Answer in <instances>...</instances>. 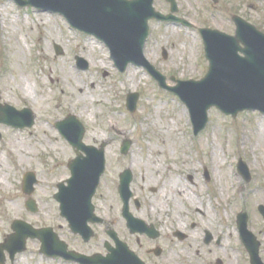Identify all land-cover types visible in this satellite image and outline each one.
<instances>
[{"label": "rangeland", "instance_id": "374dc122", "mask_svg": "<svg viewBox=\"0 0 264 264\" xmlns=\"http://www.w3.org/2000/svg\"><path fill=\"white\" fill-rule=\"evenodd\" d=\"M154 6L158 11L170 12L166 0H155ZM178 6V16H184L195 27L151 20L145 47L148 60L168 76L170 85L175 84L170 81L172 76L198 80L208 72L209 61L199 33L202 26L234 34L233 17L238 14L264 32V0H222L221 5L213 0H178ZM56 44L63 48L64 55L56 54ZM163 49L168 50L167 59L163 58ZM76 55L89 63L86 69L78 67ZM62 66L73 68L75 79L83 88L81 94L69 81L64 83L66 91L75 90L82 95L78 103L61 93L63 82L57 79ZM28 86L32 87L31 93ZM131 92L140 94L138 109L132 114L126 104ZM0 96L2 103L20 109L27 106L36 116L35 126L26 130L0 125V173L4 179L0 182V242L12 232L14 220L23 219L37 227L52 225L53 210L59 206L54 194L58 193L60 182L71 178L68 164L77 156L56 123L74 115L86 127L87 145L109 143L100 194L107 197L114 193L118 175L128 162L120 157L121 145L130 139V153L151 163L135 164L136 176L147 177L149 186H160L167 176L166 182L175 178L185 203L183 213L195 210L184 193L197 196L195 200L206 217H212L229 239L223 247L229 254L223 253L222 258L245 261V256L249 257L240 252L243 245L238 236L237 215L242 211L249 215L248 226L264 248V217L259 212V206L264 205V151L255 147L258 128H264V114L260 111L241 112L233 118L211 108L207 128L195 136L186 105L175 93L161 89L143 67L130 64L125 73L118 71L104 42L73 29L60 14L41 12L32 6L20 8L13 0H0ZM163 104L157 112V106ZM165 122L170 126L167 132L163 128ZM16 135L26 150L15 145ZM214 145L223 149L217 166L211 163ZM240 157L248 163L250 182L237 171ZM206 170L210 175L208 182ZM28 171L34 172L39 182L33 194L39 206L36 214L29 212L25 204L30 196L23 192V177ZM224 172L226 178H222ZM190 176L194 177L193 183ZM226 183L230 190L223 199L218 188ZM146 194L155 200L162 197L161 193L154 195L148 190ZM27 246V251L16 256L15 263L8 258L5 264L40 261L39 242L31 239Z\"/></svg>", "mask_w": 264, "mask_h": 264}, {"label": "water", "instance_id": "95a60500", "mask_svg": "<svg viewBox=\"0 0 264 264\" xmlns=\"http://www.w3.org/2000/svg\"><path fill=\"white\" fill-rule=\"evenodd\" d=\"M167 1L171 4V12L168 15L156 11L154 0H14L19 7L33 6L40 11L59 13L65 16L73 28L104 41L121 72H124L130 63L144 67L159 82L161 88L174 92L186 104L196 136L209 123V110L212 107L234 117L249 110L264 114V34L240 16L234 17L237 24L235 36L217 29H201L205 55L210 62V69L202 80L180 81L173 78L178 84L173 87L168 85L166 76L145 57L144 47L150 33L149 20L155 18L158 21H174L186 26L192 24L175 15L179 11L177 0ZM56 53L64 54L61 46L56 45ZM163 56L168 57L166 50ZM77 61L80 68L88 67L84 59L77 57ZM138 99V93L128 95L127 106L131 113L136 111ZM35 120L34 113L29 108L18 110L0 103L2 124L24 129L33 126ZM56 126L78 154L69 165L72 170L69 185L60 184V193L56 195V199L61 203L62 213L66 217L71 218L72 215L83 212L92 216L94 212L91 200L106 170L107 143H102L100 149L86 146L83 142L86 128L74 115H68V118L59 121ZM130 145L129 140L124 141L122 153H127ZM81 150L86 153L85 157ZM238 172L250 181L251 173L242 159L239 161ZM121 178L119 189L123 199L128 201L131 195L132 171L127 169ZM24 183V192L33 194L35 184L38 183L36 174L28 172ZM26 204L29 211L37 212V204L32 198H29ZM260 211L264 215V205L260 207ZM247 223L248 215L240 214L238 226L241 237L250 250L252 262L262 264L259 243L256 236L248 230ZM12 226L14 233L0 244L1 264L6 260L5 250H8L14 259L17 253L27 249L29 238H40L43 251L50 256L56 254L55 239L50 229L38 230L22 220L14 221Z\"/></svg>", "mask_w": 264, "mask_h": 264}, {"label": "flooded vegetation", "instance_id": "af4514ba", "mask_svg": "<svg viewBox=\"0 0 264 264\" xmlns=\"http://www.w3.org/2000/svg\"><path fill=\"white\" fill-rule=\"evenodd\" d=\"M213 2L221 5L222 0ZM120 157L128 161L125 168L134 170L130 200H123L120 194L119 173L114 193L106 197L97 189L92 216L83 212L65 217L58 203L53 210L52 225L39 226L40 229L51 227L56 254L52 257L41 252L38 240L41 260L35 264H253L247 256L245 261L222 258L223 253L229 254L223 248L229 239L220 232L212 217H206L195 200L197 196L187 195L195 210L191 214L183 213L182 192L171 190L170 181L166 182L168 176L160 186H149L147 177L136 176L134 165L151 163L146 158L137 159L132 153ZM189 179L194 182L193 176ZM147 190L154 195L161 193L162 197L149 198ZM259 247L264 264V248L261 243ZM240 252L248 253L247 247H241ZM16 259L9 260L15 263Z\"/></svg>", "mask_w": 264, "mask_h": 264}, {"label": "bare ground", "instance_id": "6f19581e", "mask_svg": "<svg viewBox=\"0 0 264 264\" xmlns=\"http://www.w3.org/2000/svg\"><path fill=\"white\" fill-rule=\"evenodd\" d=\"M60 77H58V79H57V81H59V82H63V83H61L62 85H63V88H62V91H61V93L65 96V97H67V96H70V99H71V101L73 102V103H78V101L79 100H81V96L82 95H80L79 93H77V91H71V92H68V91H66V89H65V86H64V83H66V82H68L69 81V84L73 87V88H76L77 90H78V92L80 91V93L81 94H83L84 93V91H83V88L81 87V84L78 82V80L76 81V79H75V75L73 74V68H70V67H68V66H62V68H61V70H60ZM58 82V83H59ZM28 92L29 93H31L30 91L32 90V87H29L28 86ZM165 105L163 104L162 106H157V112L159 111V110H161L163 107H164ZM84 109H86V107H84ZM94 112V111H93ZM92 114H94V113H92ZM153 124H156V121H153ZM260 126L262 127V123L260 124ZM163 128H165L164 129V131H166L167 132V130H169V128H170V126H169V123H166L165 122V124L163 125ZM55 135V134H54ZM258 143L255 145V147H257V148H262V150L264 151V128H263V130H260V127L258 128ZM16 141H15V139L13 138V140L15 141V145H18L22 150H26V145H25V143L22 141V140H20L19 139V137L16 135ZM13 147H14V145H13ZM16 147V146H15ZM222 148H217L216 147V145H214L213 147H212V153H213V159L211 160V163L214 165V166H217L218 164H217V161L219 162L220 161V152L222 153ZM28 152V151H27ZM29 153V152H28ZM264 154V153H263ZM2 177H3V175L0 173V182H3V180L4 179H2ZM227 177V174H226V172H224L223 173V175H222V178H226ZM217 186L216 187H218L219 185L218 184H216ZM169 187L171 188V190L173 191V192H179L180 191V189H179V187H178V185L176 184V181H175V178H172L171 180H170V183H169ZM218 190H219V195H221V197L223 198V199H225V195L226 194H228V192H229V190H230V185L229 184H224V185H222V186H220L219 188H218ZM1 191H2V189L0 188V193H1ZM187 200H192L191 199V197H188L187 195H185L184 196ZM1 199H3V198H1ZM227 199V198H226Z\"/></svg>", "mask_w": 264, "mask_h": 264}]
</instances>
